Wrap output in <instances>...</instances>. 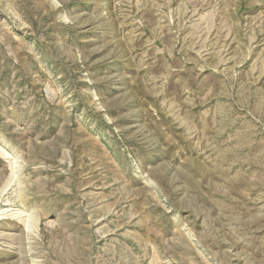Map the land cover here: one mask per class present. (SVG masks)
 <instances>
[{"label":"rangeland","instance_id":"rangeland-1","mask_svg":"<svg viewBox=\"0 0 264 264\" xmlns=\"http://www.w3.org/2000/svg\"><path fill=\"white\" fill-rule=\"evenodd\" d=\"M0 264H264V0H0Z\"/></svg>","mask_w":264,"mask_h":264}]
</instances>
